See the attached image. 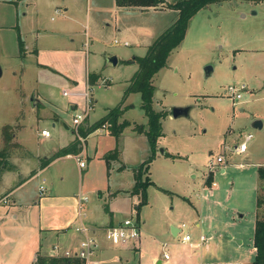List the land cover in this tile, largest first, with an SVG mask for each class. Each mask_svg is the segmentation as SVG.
Returning a JSON list of instances; mask_svg holds the SVG:
<instances>
[{"label":"crops","instance_id":"obj_1","mask_svg":"<svg viewBox=\"0 0 264 264\" xmlns=\"http://www.w3.org/2000/svg\"><path fill=\"white\" fill-rule=\"evenodd\" d=\"M163 1L158 7L142 9L120 7L116 0H0V77L5 72L4 64L9 65L12 69L10 75L20 88L14 97L16 112L0 120V150L4 145L3 126H10L13 131L11 142L14 143L9 144L5 155H0V264H33L37 254H61L66 248L76 250L83 234L78 233L75 227L81 222L95 230L100 243L88 264H101V256L106 253L103 228L115 225L135 212L141 231L144 220L140 210L149 204V199L138 208L140 194L131 191L135 184V169L143 161L139 159L129 164L126 153L128 147L136 148L137 143H142L144 151L141 156L149 155L151 151L145 131L136 129L139 124L145 130L147 123L141 122V117L128 116V112L136 108L146 116L140 107L141 95L138 91L129 92L122 103L124 110L119 121L126 119L129 125L123 128L118 138L108 130L107 125L98 127L81 137L83 147L79 153L61 155L43 166L41 162L74 140L78 136V127L85 128L94 123L120 101L130 77L138 68L137 62L127 60L135 55H144L148 45L178 15L176 10L165 5L175 1ZM6 31L12 32V35L9 37ZM110 32L124 40L113 38L114 45L106 43L102 36L110 37ZM115 44L128 48L120 52L109 51L108 48ZM97 52L101 56H97ZM111 54L117 56L116 64L106 61V56ZM94 72L98 77L91 84L88 75ZM114 72L116 76H112ZM116 84L117 88L113 89L111 96L94 93L98 88L110 89ZM32 93L33 102L30 98ZM138 94L140 100L134 102V95L138 99ZM8 97L7 92L0 91L2 112L7 113ZM11 107L14 111V106ZM86 108L87 115L75 128V113ZM153 108L164 110L156 107L155 96ZM67 115L70 117L67 118ZM27 122L35 128V150L25 148L28 141L23 132ZM161 124L163 126L162 121ZM43 128L50 132L48 136L40 133ZM164 134L163 131L158 138V147ZM117 140L119 156L106 160L104 154L113 150ZM12 147H20L24 151L15 152ZM163 153L168 155L165 150ZM79 159L84 160V166L78 164ZM221 171L224 172L225 168L222 167ZM217 187V182L214 186H207L203 181L198 196L206 197L205 189L212 196ZM80 194L86 195L87 199L83 203L86 214L79 219L77 197ZM105 205L109 211H106ZM193 207L198 211L196 205L193 204ZM198 215V218L208 216L204 213ZM239 216L242 214L239 213ZM172 225L176 226L177 234L185 226L184 223ZM207 236L212 238L213 234L207 232ZM191 240H181L182 249L177 254L165 250L166 244L162 243L163 254L169 253L168 259L163 254V257L153 254L151 263L183 264L192 259L188 249L190 246L201 247L202 244H197L199 240ZM146 242L148 245L149 241ZM141 243L140 234L137 245H109L107 249L135 250ZM253 249L256 251L254 246ZM116 258L121 260L119 256ZM215 264L235 263L220 261Z\"/></svg>","mask_w":264,"mask_h":264},{"label":"rangeland","instance_id":"obj_2","mask_svg":"<svg viewBox=\"0 0 264 264\" xmlns=\"http://www.w3.org/2000/svg\"><path fill=\"white\" fill-rule=\"evenodd\" d=\"M6 33L9 37L12 35L10 31ZM110 35L102 36L108 44L114 45L113 38L124 40L113 32ZM126 48L115 44L108 50L120 52ZM97 53L101 56L100 52ZM139 53L143 54V51L139 50ZM166 60V65L152 78L156 107L167 112L162 118L165 134L159 147L175 156L164 155L159 148L149 164L148 175L155 184L147 188L149 204L140 210L144 220L140 247L135 250L107 249L112 244L104 237L106 253L101 256V264H152L153 254L163 257L162 243L170 253H179L185 232L191 234L192 242L198 241L202 233L207 235L210 232L213 237L201 247L190 246L188 250L193 257L183 264H215L220 261L251 264L255 257L253 228L259 186L257 167L264 165V1L231 0L203 7L191 17L180 45ZM207 65L212 67L208 76L204 72ZM4 66L0 91L8 93L9 105L6 107L8 114L0 111V120L16 112L14 97L20 91L16 79L10 75L12 69L7 64ZM112 76H116L115 72ZM241 83L245 88L239 90L241 97L235 100L228 86ZM115 88L117 84L110 89L98 88L94 93L111 96ZM134 96V102L140 100L139 94L138 99ZM182 105L190 106L189 116L173 117L171 107ZM128 116L141 117L140 121L147 123L146 116L138 108L130 110ZM255 119L261 120L260 127L252 125ZM30 122L23 132L28 141L25 148L35 150V128ZM247 133L252 134L247 141V150L237 153L234 147ZM128 148L129 164L147 159L148 154L141 156L144 151L142 143H137L136 148ZM11 149L24 151L20 147ZM220 154L225 159L217 162L216 157ZM209 175L212 182L206 183ZM202 180L207 186L217 182L218 187L212 196L208 195L207 189L206 197L198 196L203 187ZM260 193L264 194V188ZM197 212L208 216L198 218ZM129 216L137 218L135 212ZM182 223L185 224L182 231L172 234L171 224Z\"/></svg>","mask_w":264,"mask_h":264},{"label":"trees","instance_id":"obj_3","mask_svg":"<svg viewBox=\"0 0 264 264\" xmlns=\"http://www.w3.org/2000/svg\"><path fill=\"white\" fill-rule=\"evenodd\" d=\"M231 1V0H179L175 3H166V7L174 9L178 12L176 19L171 23L169 27L162 31L151 44L148 45L146 53L142 56L135 55L131 57L128 61H135L138 64V68L132 74L129 79L128 85L125 87L122 93V98L120 101L109 108L105 115L95 120L94 123L88 125L85 128L77 129L78 136L65 146H61L56 152L47 158H44L41 162L43 166L47 162L65 155L67 153L77 154L82 150L83 141L81 137H85L90 132H93L95 128L101 127L103 124L107 125L108 130L116 136L119 137L123 128L129 125V121L123 119L119 121V117L122 115L124 107L122 103L127 97L129 92L138 91L141 95L140 107L147 116V128L143 130V127L139 124L136 125V129L139 131H145L150 153L146 160L139 164L135 169V184L132 188L131 193L140 194V202L138 203V208L148 202L147 199V188L150 184L154 182L150 179L146 173L149 171V163L154 158L156 152L159 150L157 141L160 136L163 135L162 129V118L167 114L166 110H155L153 108V93L155 90V85L153 83V76L167 63V56L170 52L180 45V41L184 38L185 33L188 28L189 20L193 15L203 7L214 4L216 2ZM255 3L262 2L264 0H247ZM163 0H116V4L120 7H138V8H149L158 7L162 4ZM21 46V52L23 51V46L21 40L19 41ZM97 73H89L88 79L91 84H94ZM2 134L4 136V146L0 150V155H5L9 144H14L11 142L13 138V131L10 126L2 127ZM165 153L171 154L165 150ZM120 154L119 142L117 140L116 145L113 150L104 154V158L109 160L113 157H118ZM211 176L206 177V183H211ZM257 179H259V186L257 191L256 199V217L254 222V235H253V246L256 249L254 260L251 264H264V194L260 191L264 188V165H259L257 167ZM162 190H165L162 188ZM106 211H109L105 205ZM33 264H84L82 259L70 256H58V255H42L37 254Z\"/></svg>","mask_w":264,"mask_h":264},{"label":"built area","instance_id":"obj_4","mask_svg":"<svg viewBox=\"0 0 264 264\" xmlns=\"http://www.w3.org/2000/svg\"><path fill=\"white\" fill-rule=\"evenodd\" d=\"M124 44H128L124 42ZM245 88L244 83H241L239 86L236 84L229 85L228 90L231 94V97L235 100H238L241 97V93L239 92L240 89ZM89 101L88 98V104L87 108L89 107ZM235 102V101H234ZM87 108L83 111H80L78 113H75L73 117V124L75 128H77L78 124L85 118L87 115ZM102 128L106 127V124H103L101 126ZM100 128V127H99ZM42 135L48 136L50 132L48 129L43 128V130L40 131ZM252 137L251 133H247L244 135L243 139L239 141L235 147L234 151L237 153L245 152L247 150V141L250 140ZM223 160V155H218L216 157V161L220 162ZM84 160L79 159L78 164L80 166H84ZM213 167V165H211ZM211 169V168H210ZM212 185H216V182H213ZM41 189H43V186H41ZM79 201L78 205V217L79 219L83 216H85V209L83 206V203L86 201L87 196L84 194H80L77 197ZM75 230L78 233H82L83 238L81 239L78 248L76 250H72L69 248H66L62 251L61 254L54 253L53 255L58 256H70V257H77L79 259H82L84 261V264H88L90 259L95 255L96 250L100 246L99 238L95 236V230H93L89 225L81 222L80 225L75 227ZM140 222L137 218L128 217L123 219L121 222L116 223L115 225H110L102 229V235L113 245V246H133V244L137 245V241L140 237ZM190 233H185L182 236V241H190L191 240ZM209 237L202 233L199 237L198 245H201L202 243L206 242ZM56 252V251H55ZM164 258L168 259L169 253L164 252Z\"/></svg>","mask_w":264,"mask_h":264},{"label":"water","instance_id":"obj_5","mask_svg":"<svg viewBox=\"0 0 264 264\" xmlns=\"http://www.w3.org/2000/svg\"><path fill=\"white\" fill-rule=\"evenodd\" d=\"M106 61H108L110 64L111 63L112 64H116L118 62L117 61V56L115 54L107 55L106 56ZM211 70H212V67L210 65L205 66V68H204L205 75L208 76L210 74ZM0 75H1V67H0ZM33 96H34V94L32 93V95L30 97L31 98V102H33V99H34ZM170 111L172 112V116L173 117H181L182 115L189 116V114H190V106L189 105L173 106V107H171ZM252 125L260 127L262 125V122L259 119H255V120H253ZM160 151L163 152L164 149L160 148ZM176 230H177L176 226L172 225L171 226L172 234H177Z\"/></svg>","mask_w":264,"mask_h":264}]
</instances>
